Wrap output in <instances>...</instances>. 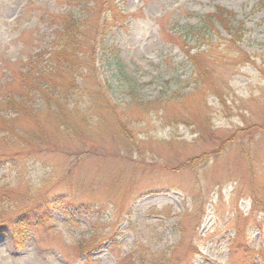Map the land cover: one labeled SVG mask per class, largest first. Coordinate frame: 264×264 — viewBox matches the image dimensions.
I'll return each mask as SVG.
<instances>
[{"label":"rangeland","instance_id":"rangeland-1","mask_svg":"<svg viewBox=\"0 0 264 264\" xmlns=\"http://www.w3.org/2000/svg\"><path fill=\"white\" fill-rule=\"evenodd\" d=\"M67 1L0 0V85L24 70L32 54L49 48L56 29L50 18L83 17L81 5ZM259 1L126 2L128 20L112 29L105 46L118 50L129 77L146 84L141 100L162 109L144 117L122 111L119 119L105 113L78 139L57 131L52 115L37 101L42 141L21 143L18 149L5 138L0 141V196L3 190L8 196L0 205L8 212L0 213L12 217L46 199L59 204L28 231L22 247L0 230V264H146L153 255L160 264H241L236 246L262 251L253 264H264V217L247 219L251 191L264 185V11L257 10ZM218 7L245 22L237 45L251 56L245 64L224 60L230 70L213 83L225 102L206 90L192 97L193 69L175 40L181 26L199 25ZM100 62L106 63L104 57ZM113 85L112 100L127 108L130 99ZM176 91L182 99L173 98ZM182 100L188 112L179 105ZM187 118L194 123H182ZM7 124L24 141L37 130L24 118ZM221 140L228 142L222 146ZM198 158L200 165L182 167ZM65 201L82 204L81 211H67ZM238 210L244 215L239 220ZM83 243L88 248L79 252ZM194 248L197 253L191 254Z\"/></svg>","mask_w":264,"mask_h":264},{"label":"trees","instance_id":"trees-1","mask_svg":"<svg viewBox=\"0 0 264 264\" xmlns=\"http://www.w3.org/2000/svg\"><path fill=\"white\" fill-rule=\"evenodd\" d=\"M127 1L68 0L69 4L76 2L81 5L83 17L63 15L50 18L56 29L49 48L32 54L24 70L11 75L9 80L0 85V141L5 138L9 146L16 149L21 143L35 146L42 141L45 135L44 130L40 129L43 115L35 110L37 101L44 108L42 112L47 111L49 116L52 115L49 119L57 131L78 139L83 137L85 131L90 132L105 113L119 119V112L122 111L132 115V111L136 110L140 117H144L162 109V105L158 103L141 100L140 89L146 84H140L129 77L121 63L118 50L105 46L104 40L112 29L128 20L129 14L125 10ZM256 8L264 11V0H260ZM235 23L238 26H235ZM244 29L245 22H237L236 13L224 7L216 8L215 12L205 16L199 25L180 27L175 34V40L193 69L195 88L191 92L192 97L197 95L194 91L206 90L204 94L208 93V96L212 95L225 102L222 89L213 82L215 76H227L230 69L228 65H223L224 60L230 58V61L235 60L239 64L250 62L251 56L243 53L237 45L244 37ZM102 57L107 66L101 64ZM79 81H82V87ZM112 82L130 99V102L125 104L128 109H123L112 100L109 93L112 88L115 89ZM106 83L109 84L108 89L105 87ZM178 92L173 93L174 99L183 98ZM179 105L183 111L188 112V106L183 100ZM12 115L15 117L12 118ZM18 118H24L28 123L37 126L33 136H28V141H24L27 138H18V134H13L10 124H7ZM187 119L182 123H194ZM13 128L15 130V127ZM221 142L223 146L228 141ZM2 157L0 154V160ZM200 159L198 158L197 163L188 161L182 167L192 168L194 165H200ZM1 193L0 205L2 197H8L5 190ZM249 199L252 201V210L247 219L257 220L260 215L264 217V185L259 189H252ZM65 202L63 204L67 211H81L82 204L75 201ZM58 204L46 199L12 217L7 218L0 213V230L4 231L15 245L22 247L28 241V231L46 221L48 214L56 210ZM0 211L8 212L1 206ZM243 216L238 210L237 220ZM87 248L88 245L83 243L78 250L83 252ZM196 251L195 248L191 249V254H196ZM236 252L242 255L241 264H253V261L262 259L263 255L262 251L251 247L239 249V246H236ZM160 261L161 259L153 255V259L146 264H160ZM165 262L169 264L170 260Z\"/></svg>","mask_w":264,"mask_h":264}]
</instances>
